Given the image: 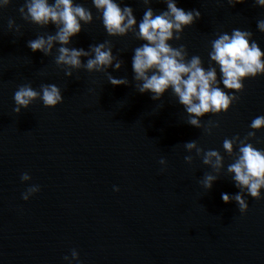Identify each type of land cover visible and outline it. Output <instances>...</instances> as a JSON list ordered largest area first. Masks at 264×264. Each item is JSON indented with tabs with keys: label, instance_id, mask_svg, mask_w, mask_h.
I'll return each mask as SVG.
<instances>
[{
	"label": "water",
	"instance_id": "water-1",
	"mask_svg": "<svg viewBox=\"0 0 264 264\" xmlns=\"http://www.w3.org/2000/svg\"><path fill=\"white\" fill-rule=\"evenodd\" d=\"M74 2L93 19L81 22L67 47L89 51L107 42L118 70L89 72L84 65L91 55L81 57L79 68L57 65L58 42L48 55L33 53L27 42L55 35L56 26L22 17L25 0L0 8V264H66L63 257L71 259L72 249L80 264H264V190L251 198L227 171L241 140L264 149V129L248 136L251 121L264 115V75L245 78L238 92L225 89L235 97L229 109L192 126L171 89L159 99L139 92L131 58L143 41L131 31L108 36L92 0ZM117 2L131 6L137 22L147 7L144 0ZM176 2L201 16L169 43L184 46L186 62L198 56L205 70L215 68L222 89L219 67L209 58L213 40L239 29L264 52L258 28L264 7L255 0ZM148 6L157 14L166 10L163 0ZM109 76L127 83L113 86ZM48 84L58 86L61 103L46 108L37 98L13 111L18 87L39 92ZM233 138L228 154L223 141ZM188 142L196 147L185 148ZM208 150L220 154L219 170L203 163ZM24 172L29 182H21ZM206 175L216 177L210 189L203 184ZM32 184L40 191L24 201L21 193ZM221 193H240L246 212L234 199L224 203Z\"/></svg>",
	"mask_w": 264,
	"mask_h": 264
},
{
	"label": "clouds",
	"instance_id": "clouds-1",
	"mask_svg": "<svg viewBox=\"0 0 264 264\" xmlns=\"http://www.w3.org/2000/svg\"><path fill=\"white\" fill-rule=\"evenodd\" d=\"M243 2L244 0H229L233 5ZM9 3L10 0H0V8ZM163 3L166 5V10L157 14L148 6L150 0H144L147 7L142 18L137 22L133 9L128 4L121 7L117 0H92V5L99 13L102 26L108 36H124L131 31L138 40L143 41L134 49L131 58L134 79L140 82L139 92L151 93L153 99H159L171 89L190 115L188 123L199 127V117L208 113L226 112L229 109L235 97L225 89L238 92L242 89L245 78L264 75V52L255 41L249 43L250 32L239 29H233L231 35L224 33L213 40L209 58L219 67L222 89L218 86L215 68L209 67L205 70L198 56H193L186 62L184 46L175 48L169 43L173 38L179 39L183 29L200 18V11L197 9L186 11L178 7L176 0H163ZM255 3L264 7V0H255ZM19 12L22 17L30 19L36 25L46 26L51 23L56 26L55 35H48L46 38L39 36L27 42V47L33 53L39 51L48 55L53 43L58 42L60 47L55 61L57 65L79 68L81 57L91 55L84 65L89 72L103 71L109 66L114 70L120 68L119 61L113 64L114 57L107 42L90 46L89 51L67 47L71 38L80 33L81 22L87 24L93 19L92 12L81 4H76L74 0H54L53 3H49V0H25ZM7 24L11 28L14 21L9 19ZM258 28L264 31V20L258 21ZM65 75H71V72H66ZM108 79L113 86L127 83L124 78L109 76ZM37 98L46 108H54L62 102L60 89L55 84L42 85L39 92L30 85H22L13 95L15 103L13 111L19 113L21 108H26ZM249 127L252 131L248 136H254L256 131L264 129V115L255 117ZM234 140L235 138L223 141V149L228 154L233 152ZM195 147V142L185 144V148L189 150ZM199 151L197 149V152ZM238 153L227 171L232 174L235 186L241 192L246 190L248 196L259 199L261 190H264V149L256 148L252 143L241 140ZM185 159L189 158L185 157ZM203 163L219 170L222 167V158L216 150H208L204 153ZM20 179L22 183L29 182L31 177L24 172ZM215 179L216 177L212 175H206L203 181L204 187L210 189ZM118 190L116 187L113 188V191ZM39 191V185L32 184L21 193V198L28 201ZM221 199L224 203L234 199L241 214L247 210V201L240 193L231 198L229 194L221 193ZM63 259L66 264H72V260L80 264L75 249L71 250V259L67 255Z\"/></svg>",
	"mask_w": 264,
	"mask_h": 264
}]
</instances>
